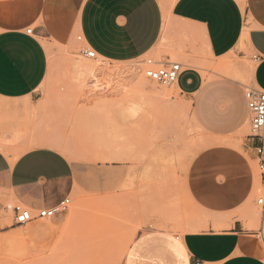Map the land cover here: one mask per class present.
Returning a JSON list of instances; mask_svg holds the SVG:
<instances>
[{"label":"crops","instance_id":"0c3cea01","mask_svg":"<svg viewBox=\"0 0 264 264\" xmlns=\"http://www.w3.org/2000/svg\"><path fill=\"white\" fill-rule=\"evenodd\" d=\"M76 33L82 49L113 62L143 59L163 39L183 34L193 41L189 55L205 52L210 60L209 77L190 70L178 82L208 140L190 165L187 189L211 216L209 228L182 237L143 233L121 264H264L250 252L256 232L247 228L250 209L264 195V176L256 161L260 141L248 133L246 97L249 88L264 90V0H0L1 106L21 118L40 100L47 46L69 45ZM220 59L230 62L223 70ZM12 120L6 115L3 127L23 140L21 120ZM22 144L16 155L0 146V191L18 194L27 207L57 206L73 191L77 167L53 143ZM261 218L264 229V206ZM54 233L37 223L30 235L45 246Z\"/></svg>","mask_w":264,"mask_h":264},{"label":"rangeland","instance_id":"374dc122","mask_svg":"<svg viewBox=\"0 0 264 264\" xmlns=\"http://www.w3.org/2000/svg\"><path fill=\"white\" fill-rule=\"evenodd\" d=\"M79 35L69 45L47 46L43 95L21 118L0 104L5 139L0 138V146L16 155L24 142L46 141L77 167L73 191L65 197L71 199L70 208L53 220L17 225L13 208L23 205L21 198L0 191V264H121L143 233L182 237L209 228L211 216L193 203L187 189L190 165L208 144L194 119L192 100L178 83L163 86L144 74L146 61L153 59L177 62L209 77L206 53L189 55L193 41L183 34L163 39L140 60L88 59ZM6 115L12 122L21 120L26 138L17 140L18 131L3 127ZM263 196H257L247 225L256 232L252 247L262 250L261 257L264 229L258 199ZM37 223L55 232L45 246L30 235Z\"/></svg>","mask_w":264,"mask_h":264},{"label":"built area","instance_id":"2783aa9c","mask_svg":"<svg viewBox=\"0 0 264 264\" xmlns=\"http://www.w3.org/2000/svg\"><path fill=\"white\" fill-rule=\"evenodd\" d=\"M29 34L31 29L27 31ZM78 40L82 41L83 37L78 36ZM88 59H98V54L91 49L82 50ZM147 68L145 76L152 82L159 83L163 86H172L177 84L185 73L183 65L177 62H168L162 64L153 59L146 61ZM248 107L250 110V126L251 134L260 141L256 148V161L258 169L264 176V90L259 88H249L246 92ZM258 204L264 206V196L258 199ZM71 205V199L66 198L53 208H41L35 211L26 208L23 205H17L13 208L15 223L19 226H27L38 220H51L58 214L68 212Z\"/></svg>","mask_w":264,"mask_h":264},{"label":"bare ground","instance_id":"6f19581e","mask_svg":"<svg viewBox=\"0 0 264 264\" xmlns=\"http://www.w3.org/2000/svg\"><path fill=\"white\" fill-rule=\"evenodd\" d=\"M98 59H99V57H98ZM227 64H230L229 60L227 61V60H225V59H223V60L220 59V62H219V64H218V66H220L221 69H222V68H226ZM218 70H219V69H218ZM99 72H100V71H99ZM144 74H145V73H144ZM7 120H9V119H7ZM8 207H9V206H8ZM9 208H11V207H9ZM250 250H251L252 253L257 254V255H261V254H263V253H262V250L259 249V248H257V247H252V249H250Z\"/></svg>","mask_w":264,"mask_h":264}]
</instances>
